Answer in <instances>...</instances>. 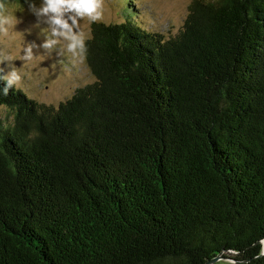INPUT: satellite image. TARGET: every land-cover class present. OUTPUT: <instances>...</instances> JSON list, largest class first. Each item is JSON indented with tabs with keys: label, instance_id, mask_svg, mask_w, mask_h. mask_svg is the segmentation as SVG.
Masks as SVG:
<instances>
[{
	"label": "trees",
	"instance_id": "obj_1",
	"mask_svg": "<svg viewBox=\"0 0 264 264\" xmlns=\"http://www.w3.org/2000/svg\"><path fill=\"white\" fill-rule=\"evenodd\" d=\"M136 1L59 103L0 71V264H264V0H193L173 35Z\"/></svg>",
	"mask_w": 264,
	"mask_h": 264
},
{
	"label": "rangeland",
	"instance_id": "obj_2",
	"mask_svg": "<svg viewBox=\"0 0 264 264\" xmlns=\"http://www.w3.org/2000/svg\"><path fill=\"white\" fill-rule=\"evenodd\" d=\"M192 1L137 0L136 6L146 16L148 28L173 35L184 25ZM33 3L38 4L39 0H9L0 9V71L3 76L15 71L20 77L15 86L36 100L59 103L73 95L78 87L94 80L83 54V45L92 34V23H121L126 18L119 0H99L100 19L78 20L73 31L82 41V48L78 46L75 52H69L68 41L53 37L49 25L37 24L31 11ZM53 39L54 45L44 47ZM6 114L0 105V116Z\"/></svg>",
	"mask_w": 264,
	"mask_h": 264
},
{
	"label": "clouds",
	"instance_id": "obj_3",
	"mask_svg": "<svg viewBox=\"0 0 264 264\" xmlns=\"http://www.w3.org/2000/svg\"><path fill=\"white\" fill-rule=\"evenodd\" d=\"M100 8L99 0H39L38 4L33 3L31 11L37 24L49 25L52 36L68 41L67 50L75 52L78 46L82 48V41L78 40L73 31L75 25L84 17H88L91 21L99 20ZM55 43V39L50 40L44 44V47H51ZM2 79L6 80L3 89L6 95L20 77L13 71Z\"/></svg>",
	"mask_w": 264,
	"mask_h": 264
},
{
	"label": "water",
	"instance_id": "obj_4",
	"mask_svg": "<svg viewBox=\"0 0 264 264\" xmlns=\"http://www.w3.org/2000/svg\"><path fill=\"white\" fill-rule=\"evenodd\" d=\"M262 243H263V251H262L261 255H264V240L262 241ZM231 254H233V253L232 252H230L229 254L220 253L217 256H215L214 258L207 260L204 264H216L220 261H225V260L232 261Z\"/></svg>",
	"mask_w": 264,
	"mask_h": 264
}]
</instances>
